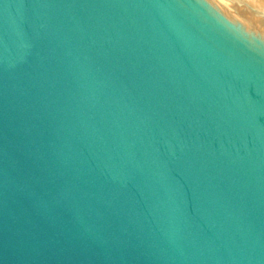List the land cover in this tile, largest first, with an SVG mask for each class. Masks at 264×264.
<instances>
[{"label":"water","instance_id":"water-1","mask_svg":"<svg viewBox=\"0 0 264 264\" xmlns=\"http://www.w3.org/2000/svg\"><path fill=\"white\" fill-rule=\"evenodd\" d=\"M0 0V264H264V12Z\"/></svg>","mask_w":264,"mask_h":264},{"label":"bare ground","instance_id":"bare-ground-1","mask_svg":"<svg viewBox=\"0 0 264 264\" xmlns=\"http://www.w3.org/2000/svg\"><path fill=\"white\" fill-rule=\"evenodd\" d=\"M225 2L233 5L234 7H239L238 9L233 7V10L237 11L238 13H243L246 15V17L248 15L250 18L262 22L261 17H259L255 12L251 11L247 5L255 6L256 9L258 8L261 10V12H264V0H225L224 4L229 7V5ZM230 8L232 9V6Z\"/></svg>","mask_w":264,"mask_h":264},{"label":"rangeland","instance_id":"rangeland-1","mask_svg":"<svg viewBox=\"0 0 264 264\" xmlns=\"http://www.w3.org/2000/svg\"><path fill=\"white\" fill-rule=\"evenodd\" d=\"M220 1H222V2H220ZM220 1H219V2H220L221 4L225 5V4H224V1H225V0H220ZM225 3H227V2H225ZM227 4L229 5V7H228L227 5H225L226 7L230 8V7L232 6V9H233V7H234L233 5H231V4H229V3H227ZM235 7H236V6H235ZM235 7H234V8H235ZM238 8H239V7H238ZM238 8L236 7L235 9H238ZM236 12H237V11H236ZM240 14H242L243 16L245 15V14H243V13H240ZM245 17H246V15H245ZM247 17L250 18L248 15H247ZM251 19H252V18H251Z\"/></svg>","mask_w":264,"mask_h":264}]
</instances>
